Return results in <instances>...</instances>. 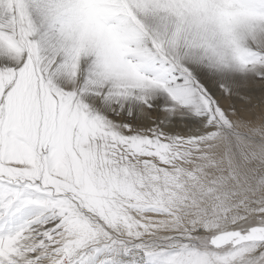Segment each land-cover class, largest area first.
Returning <instances> with one entry per match:
<instances>
[{
	"label": "snow or ice",
	"instance_id": "6c2138e0",
	"mask_svg": "<svg viewBox=\"0 0 264 264\" xmlns=\"http://www.w3.org/2000/svg\"><path fill=\"white\" fill-rule=\"evenodd\" d=\"M0 264H264V0H0Z\"/></svg>",
	"mask_w": 264,
	"mask_h": 264
}]
</instances>
